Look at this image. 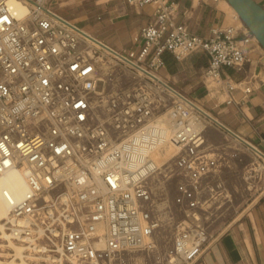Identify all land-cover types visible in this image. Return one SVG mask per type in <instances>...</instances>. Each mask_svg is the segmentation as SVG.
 <instances>
[{
    "label": "built area",
    "instance_id": "2783aa9c",
    "mask_svg": "<svg viewBox=\"0 0 264 264\" xmlns=\"http://www.w3.org/2000/svg\"><path fill=\"white\" fill-rule=\"evenodd\" d=\"M22 1L25 15L0 0V177L15 170L26 186L20 196L4 190L0 250L19 264H192L216 237L206 225L213 203L232 194L217 176L222 155L196 119L215 122L158 70L166 50L177 60L203 50L205 81L233 101V90L253 89L247 46L256 37L234 13L204 37L176 21L175 0H127L151 4L155 18L140 28L138 51H118L50 0ZM109 57L131 70L133 85L99 91L100 63ZM165 113L176 154L164 168L149 156L131 166L134 138Z\"/></svg>",
    "mask_w": 264,
    "mask_h": 264
},
{
    "label": "crops",
    "instance_id": "0c3cea01",
    "mask_svg": "<svg viewBox=\"0 0 264 264\" xmlns=\"http://www.w3.org/2000/svg\"><path fill=\"white\" fill-rule=\"evenodd\" d=\"M175 1L179 4L176 21L204 37L212 35L214 26L230 23L231 11L236 14L228 0H205L203 3L197 0ZM257 1L264 6V0ZM50 5L118 51H138L140 28L155 18L151 4L140 6L127 0H50ZM247 51L250 57L248 74L253 89L249 93L240 88L233 90L234 100L230 102L225 92L213 90L205 81L203 72L208 55L203 50L181 60L166 50L163 53L164 65L158 73L175 88L191 95L203 110L238 134L240 137H235L218 126L244 150L256 154L249 142L264 153V78L261 76L264 74V49L253 40ZM224 73L236 81L242 78L233 68H224ZM214 135L211 128H206L207 141L212 142ZM212 145L215 151H220ZM261 163L264 164V159ZM217 176L225 182L232 196L249 193L235 186L233 178L227 176L221 167ZM192 264H264V188L238 210L236 217Z\"/></svg>",
    "mask_w": 264,
    "mask_h": 264
},
{
    "label": "rangeland",
    "instance_id": "374dc122",
    "mask_svg": "<svg viewBox=\"0 0 264 264\" xmlns=\"http://www.w3.org/2000/svg\"><path fill=\"white\" fill-rule=\"evenodd\" d=\"M58 11L62 13L60 9H58ZM232 14L233 12L231 11V20L229 22L233 21ZM103 61H105V59ZM105 62L109 66V75L106 74L107 71L104 72L102 69L100 70V76L105 77V75H107L106 80H101L99 83L100 92L107 93L121 86L133 85L134 78L130 69L118 63L115 59L112 60L110 57L106 59ZM261 76L264 78L263 73ZM202 122L206 125V128H211L214 131L215 135L213 140L212 142L208 141V143H213L220 150L219 152L222 155L220 167L222 171L225 172L227 176L233 178L235 186L243 189L244 192H249L244 196H231L228 201H217L213 203L211 213L206 219V225L212 234L217 235L236 217L238 210L241 209L244 204L248 203L258 191L264 188V166L262 167L261 158L256 154L244 150L240 144L236 143L229 135L221 131L211 120L204 118ZM176 182L177 178L173 177L170 185L171 195L175 194ZM2 222H5V219H3ZM3 236V233L0 232V243H5ZM3 248L4 249L0 251L7 257L8 255L5 253L10 250H8L7 247ZM8 257L4 259L9 261L10 258Z\"/></svg>",
    "mask_w": 264,
    "mask_h": 264
},
{
    "label": "bare ground",
    "instance_id": "6f19581e",
    "mask_svg": "<svg viewBox=\"0 0 264 264\" xmlns=\"http://www.w3.org/2000/svg\"><path fill=\"white\" fill-rule=\"evenodd\" d=\"M10 3L14 6L20 15H25L29 12L30 6L22 0H10ZM233 10L236 12L234 7L231 5ZM238 15V13L236 12ZM240 19L241 17L238 16ZM96 47L99 48L102 54L107 53V48L100 42L92 39ZM102 58L100 66L101 69L109 75V66L106 64ZM100 76L99 79L106 80V76ZM202 108V107H201ZM203 110V109H202ZM204 112H207L203 110ZM208 113V112H207ZM197 125H202V119L198 117L196 119ZM174 132L172 120L165 113L155 118L151 127L147 130L144 135H140L134 138L132 145L129 148V158L131 166L139 164L146 156H149L154 160L158 167H163V165L171 160L177 152V146L172 142L171 136ZM264 164L262 165V167ZM25 182L22 175L13 170L0 177V232L3 233V238L7 236L6 223L2 222L3 219L9 215L8 205L5 199L4 190L12 192L15 196H20L25 191ZM10 247L16 248L12 242L9 243ZM7 264H19L15 259L7 261Z\"/></svg>",
    "mask_w": 264,
    "mask_h": 264
},
{
    "label": "water",
    "instance_id": "95a60500",
    "mask_svg": "<svg viewBox=\"0 0 264 264\" xmlns=\"http://www.w3.org/2000/svg\"><path fill=\"white\" fill-rule=\"evenodd\" d=\"M229 3L234 7L238 15L241 17L242 21L246 24L248 29L254 34L259 44L264 49V6L260 4L257 0H228ZM106 47L108 45L104 44ZM207 116H209L215 123L223 127L229 133L234 135L235 137H240L234 131L226 127L215 117L210 115L207 112H204ZM252 149L260 152L262 155L264 153L259 150L254 145L247 142Z\"/></svg>",
    "mask_w": 264,
    "mask_h": 264
}]
</instances>
